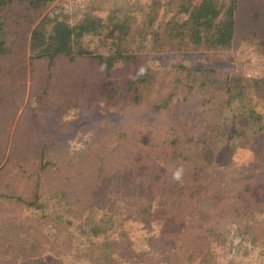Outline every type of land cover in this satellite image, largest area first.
Segmentation results:
<instances>
[{"label":"trees","instance_id":"trees-1","mask_svg":"<svg viewBox=\"0 0 264 264\" xmlns=\"http://www.w3.org/2000/svg\"><path fill=\"white\" fill-rule=\"evenodd\" d=\"M52 1L0 0V264H72V250L90 264H143L118 255L121 174L153 196L134 202L137 213L162 211V234L179 240L164 264H213L243 243L264 250V179L234 188L217 170L243 133L224 112L249 99L246 84L205 65L145 62L229 48L238 0H153L150 19L110 20L112 37L95 45L85 35L100 17L71 24L45 12ZM162 2L173 14L159 18ZM253 87L264 96L262 79ZM99 93L105 121L79 148L61 142L72 109ZM189 96L199 111L181 107ZM90 203L103 213L87 239Z\"/></svg>","mask_w":264,"mask_h":264},{"label":"rangeland","instance_id":"rangeland-1","mask_svg":"<svg viewBox=\"0 0 264 264\" xmlns=\"http://www.w3.org/2000/svg\"><path fill=\"white\" fill-rule=\"evenodd\" d=\"M152 1L54 0L45 12L55 17H62L71 24L100 17L98 26L85 35L86 40L95 45L107 42L112 37L110 20L115 21L119 17L128 15L136 25L150 19L155 13ZM174 11L173 6H169L167 10V6L162 2L158 9L159 18L168 17ZM234 30L232 44L227 49L171 51L167 57L160 56L154 60L148 57L145 62L160 68L182 61L189 66L205 65L218 69L219 71L216 70L218 73L232 76V85L237 90L246 84L245 95L249 99L233 101L224 112L227 121L239 126L243 131L242 135L236 137L237 148L233 153V162L226 166H217L219 174L236 188L242 182L264 179V128H262L264 125V96H256L253 87L255 79L264 81V0H238ZM181 107L197 112L200 109V103L194 96H189ZM251 108L256 117H250ZM110 113L109 102L99 93L93 102L72 109L68 116L66 131L57 138L61 142L69 143L72 148H79L85 142L91 129L103 123ZM146 115L147 112L144 113L143 118ZM119 177L115 187L116 190L119 189V194L114 200L121 208L116 218L118 226L115 234L120 244L118 252L120 260L122 263L164 264L165 262L161 260L163 257L161 253L178 247V238L162 234L163 228L171 227L169 221L162 215V211L155 210L153 214L145 216L137 213L134 202L153 197L149 194V189L132 181L125 174ZM156 200L157 197L155 202ZM102 213L103 210L99 209L96 203L88 205L83 221L87 231L86 238L90 237L89 224ZM72 251H70L72 264H90L87 258L78 257L74 250ZM39 257L46 258V254L39 255ZM212 263L264 264V250L259 246L243 243L231 251L218 253Z\"/></svg>","mask_w":264,"mask_h":264},{"label":"clouds","instance_id":"clouds-1","mask_svg":"<svg viewBox=\"0 0 264 264\" xmlns=\"http://www.w3.org/2000/svg\"><path fill=\"white\" fill-rule=\"evenodd\" d=\"M180 176H181V172L180 170H177L175 173H174V178L179 180L180 179Z\"/></svg>","mask_w":264,"mask_h":264}]
</instances>
